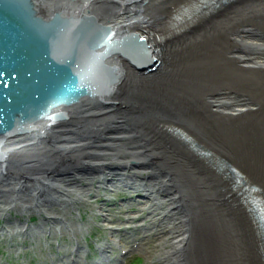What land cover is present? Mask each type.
<instances>
[{"label": "bare ground", "instance_id": "1", "mask_svg": "<svg viewBox=\"0 0 264 264\" xmlns=\"http://www.w3.org/2000/svg\"><path fill=\"white\" fill-rule=\"evenodd\" d=\"M181 1L29 4L33 17L43 23L57 14L62 19L76 15L81 22L94 17L111 26L112 46L162 22ZM203 13L165 37V56L156 72H141L118 58L107 60L120 84L105 102L101 91L82 96L22 124L37 128L0 138L1 235L33 238L64 226L76 238L91 226L82 212L95 187L80 180L104 184L109 173L112 180L105 189L126 182L144 192L145 230L161 232L162 227L166 236L159 244L160 264H264L229 176L171 131H186L212 157L225 159L264 190V0H218ZM107 48L103 45L97 53ZM60 112L63 119L50 117ZM117 170L133 174L119 176ZM30 214L39 221L30 222ZM114 214V220L105 219L111 239L99 253L100 264L119 260L122 254L112 257L108 248L121 252L130 239L116 237L120 231L110 227L118 221ZM69 253L73 264H90L80 245Z\"/></svg>", "mask_w": 264, "mask_h": 264}, {"label": "water", "instance_id": "2", "mask_svg": "<svg viewBox=\"0 0 264 264\" xmlns=\"http://www.w3.org/2000/svg\"><path fill=\"white\" fill-rule=\"evenodd\" d=\"M31 7L29 0H0V138L37 128L22 124L82 96L101 91L105 102L120 84L119 76L105 65L107 60L131 61L147 73L161 65L138 35H126L109 46L111 26L98 24L94 17L85 16L87 21L81 22L76 15L62 19L56 13L48 24L33 17ZM106 44L107 50L97 53Z\"/></svg>", "mask_w": 264, "mask_h": 264}, {"label": "rangeland", "instance_id": "3", "mask_svg": "<svg viewBox=\"0 0 264 264\" xmlns=\"http://www.w3.org/2000/svg\"><path fill=\"white\" fill-rule=\"evenodd\" d=\"M155 25L156 24L151 27ZM117 174H119V176L124 174L125 176L132 175L133 173L128 172V174H125L124 171L117 170ZM105 175H108V178L103 179L104 184L109 183L112 180V176L109 173H105L104 176ZM113 186L114 187H111L109 190L103 187L98 191L89 193L91 199L86 202V209L82 212V217L86 224H90L91 226H87V228L82 231V234H78L76 238L71 237L68 233L69 230H66L64 226H62L61 230L55 229L53 231L55 233H52V229H50L51 234L45 233L39 237L35 235L33 238L21 237L15 234L8 236L6 233L0 235V264H73L69 253L71 252L73 245H80L81 251L85 252L84 245H89L90 249H92V238L102 241L104 240L105 235H107L108 239H111L110 228L107 227L105 221L106 218L109 221L112 219L114 220V213L116 212V218L118 221H114L110 227L112 228L116 226L114 228L124 229L125 222L124 218H122V213H124L123 211H126V203L130 204V207H133V202L130 198H132V195L134 194L138 195L135 200L141 204V212H145L146 208L145 200L142 198L144 195L142 190H138L137 187L131 185L129 186L131 190L128 191L129 187L126 182L120 184L119 188H117L118 184H114ZM112 193H115L117 198L113 199ZM127 199H129V201ZM97 205L100 207L99 209H97ZM69 217L71 216L69 215ZM39 219L38 215L30 214V222L36 223ZM121 219H123V226L120 224L122 221ZM3 223L4 220L0 218V227ZM130 223H132V221H129L127 225H130ZM160 230L161 232L157 230L159 236L147 234V236L144 237L145 239L141 242L139 250L133 251L129 255L125 254L122 257H119V260L117 261L118 264H160V251L158 250L160 246L159 244L161 240L166 237L162 234V227ZM119 234V239L127 240L128 235H126V233L124 234L120 232ZM124 246L126 248H132L129 242H125ZM166 246H169V244ZM110 251L117 252L118 254L120 253L118 248L110 247L108 248V254ZM87 257L88 258L86 259L88 262L94 263L96 257L94 254H88ZM107 264H111V262H108Z\"/></svg>", "mask_w": 264, "mask_h": 264}, {"label": "flooded vegetation", "instance_id": "4", "mask_svg": "<svg viewBox=\"0 0 264 264\" xmlns=\"http://www.w3.org/2000/svg\"><path fill=\"white\" fill-rule=\"evenodd\" d=\"M88 167L93 168V167H91V166H88ZM102 176H103V175H102ZM80 181H81L82 184H89V183H92V185L95 186L94 188L91 187L92 192H94V191H98L99 189L105 187V186L103 185V183H101V181H102L101 179H94V178H91L90 180H87V179H83V178H82ZM89 193H90V192H89ZM112 196H113V199H114V198L116 197L115 193H112ZM0 235H1V234H0Z\"/></svg>", "mask_w": 264, "mask_h": 264}]
</instances>
